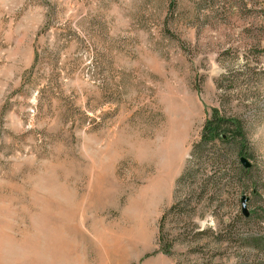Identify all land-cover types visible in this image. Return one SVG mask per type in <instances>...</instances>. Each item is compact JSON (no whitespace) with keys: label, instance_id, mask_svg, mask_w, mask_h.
I'll return each instance as SVG.
<instances>
[{"label":"rangeland","instance_id":"1","mask_svg":"<svg viewBox=\"0 0 264 264\" xmlns=\"http://www.w3.org/2000/svg\"><path fill=\"white\" fill-rule=\"evenodd\" d=\"M217 107L251 166L164 253ZM69 263L264 264V0H0V264Z\"/></svg>","mask_w":264,"mask_h":264},{"label":"trees","instance_id":"2","mask_svg":"<svg viewBox=\"0 0 264 264\" xmlns=\"http://www.w3.org/2000/svg\"><path fill=\"white\" fill-rule=\"evenodd\" d=\"M245 143L244 122L238 116L222 113L218 107L213 108L203 124L200 139L193 144L185 167L180 177L175 182V194L181 187V183L184 179L192 182L188 183L186 186L187 197L181 201L176 200L160 218L158 241L160 245L163 244L161 250L164 253H168L173 244L168 233H164L163 231V223L167 214L176 211L185 213L186 221L192 226L187 234H192L191 237H195L197 233H192V229L196 224L191 211H196L201 197L209 193H216L220 185L223 184L222 180H224L225 177H227V180L224 184L227 185L229 183L232 184L238 175L247 173L248 168L244 167L245 169L243 170V168L239 166V164L242 165L240 157H245ZM206 163L211 164L213 172L208 176L205 175L201 177L199 182L195 184V178H197L199 169ZM232 164H236L238 169L235 170L234 168L230 170V173L227 172L228 169L222 171L225 165L229 167ZM192 198H195L196 205L191 204L190 206V200Z\"/></svg>","mask_w":264,"mask_h":264},{"label":"water","instance_id":"3","mask_svg":"<svg viewBox=\"0 0 264 264\" xmlns=\"http://www.w3.org/2000/svg\"><path fill=\"white\" fill-rule=\"evenodd\" d=\"M240 162H241L243 167H245V168L250 167V162L244 156L240 157ZM248 201H249V198L246 195H241L240 205H241V212H242L244 217H248V215H249V211L247 208Z\"/></svg>","mask_w":264,"mask_h":264},{"label":"crops","instance_id":"4","mask_svg":"<svg viewBox=\"0 0 264 264\" xmlns=\"http://www.w3.org/2000/svg\"><path fill=\"white\" fill-rule=\"evenodd\" d=\"M70 264V263H69Z\"/></svg>","mask_w":264,"mask_h":264}]
</instances>
